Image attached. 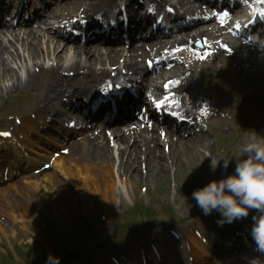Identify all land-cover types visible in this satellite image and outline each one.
Here are the masks:
<instances>
[{"label":"rangeland","instance_id":"1","mask_svg":"<svg viewBox=\"0 0 264 264\" xmlns=\"http://www.w3.org/2000/svg\"><path fill=\"white\" fill-rule=\"evenodd\" d=\"M258 99H263V95H258ZM255 108V100L250 99L249 104L247 105L246 109H254ZM262 123V121H261ZM226 124L231 125V123L226 122ZM230 133V128L226 129L224 131L225 139L228 137ZM226 148H224L221 144L217 143L214 146V149L212 151V157L216 160H220L225 157ZM190 164V165H189ZM220 168L222 174L224 176L228 174V170L230 167H228L226 170L222 167L223 161H220ZM211 168V162L202 161L198 162L196 160L187 159L184 164H181L178 166V168L175 170L173 174L174 183H172V177L170 174H162L161 172L158 174L153 173L151 175H148V177H140V178H134L136 187L133 186L134 192L132 193L134 196L136 195L138 188L141 185H145L148 190H151V186L156 185V189L160 190L156 195H154L155 200L152 198L151 202H154V208L155 210H161L160 214L165 211V209L175 210L174 211V221L173 223H176L177 217L179 218V223L183 222L186 223L188 220L194 221L195 219H191L188 215H192L194 211V205L193 199L191 197H185V201H182V194H180L178 191L189 192L188 190L190 187L193 188L191 191V194L194 190L201 188L204 182L207 179H215L214 175L211 174L209 171ZM206 169H208L206 172H204ZM204 172V173H203ZM58 171H55L53 173V176H56ZM79 190L83 195L89 196V198L92 200V202L87 203V209L84 212H80V216L85 219V222L83 224V221H79V226L83 224L80 231L82 233L81 237L76 238L71 244L73 247L76 246L77 243L81 241H88L93 246L94 243L97 241L98 237L99 240L105 235L106 232H108L110 229L114 227L115 219L113 218V215H115V212H109L107 213V210L103 209L106 208L105 202L103 200V197L101 195L97 196V193L100 191V187L102 190L103 183L99 180L98 176L93 175V173L89 172L87 174L81 173L80 175V181H79ZM67 190L71 191L73 194L76 192V190L72 186H66ZM127 197H125L126 201ZM118 200V197L116 198ZM132 199L128 202H124L120 208V210H124L126 208H130L132 206L133 201ZM175 205H178V207L175 208ZM96 208H100L101 212H104L106 214V218H102L97 213L99 211L96 210ZM91 211L95 210V213H91ZM187 211V213L185 212ZM100 213V212H99ZM89 214V215H88ZM51 216V215H47ZM46 216V217H47ZM46 217L43 219L42 222L44 223ZM167 218V216H166ZM61 226L63 227L64 231L68 227L63 221H61ZM88 225V229L85 227V225ZM183 226V225H180ZM183 228H186V226H183ZM37 247V256L39 258L43 259V262L46 263V257H49V255L57 257V254H60L58 251H53L52 249L43 248L39 245H36ZM104 252L98 253V249H95L93 252L88 254L87 259L89 264H96V260L101 262V258Z\"/></svg>","mask_w":264,"mask_h":264},{"label":"clouds","instance_id":"2","mask_svg":"<svg viewBox=\"0 0 264 264\" xmlns=\"http://www.w3.org/2000/svg\"><path fill=\"white\" fill-rule=\"evenodd\" d=\"M253 43L264 49V39H256ZM221 160L225 170L235 160L234 171L194 190L192 199L204 215L213 211L219 213L217 223L221 225L247 217L250 210H256L250 235L256 250L264 253V135L254 132L231 155L220 160L211 157L213 171ZM46 264H60V259L49 255Z\"/></svg>","mask_w":264,"mask_h":264},{"label":"bare ground","instance_id":"3","mask_svg":"<svg viewBox=\"0 0 264 264\" xmlns=\"http://www.w3.org/2000/svg\"><path fill=\"white\" fill-rule=\"evenodd\" d=\"M185 1V0H183ZM60 7V10L64 7V5L62 4H58V3H54L53 6H50V9L52 10L51 13L54 12V15L52 16H46V18H44L42 21H46L49 18H53L55 15H59V12H57L56 8ZM1 24V23H0ZM50 28V27H49ZM49 28L44 29L41 33L43 36H45L46 38H48V41H46L45 45L49 46L52 43H55V46L52 47V49L47 48L46 46L43 48L42 46V42L39 40H32V41H23L20 40V45L16 44L18 42H13L11 40L8 39H4V35L0 33V82L1 80L4 79H10L11 83H20V82H28L33 78V71H28L26 74L22 75L19 74L17 71H13L11 69V73L9 72V69L7 68L8 65L11 64V62L13 61H17V67H25L28 63L25 60V56L24 53L27 52L28 56L30 57V59H32V61H34V59H38L36 57L42 55V56H50L52 55V58L54 59V61L56 62L55 68L56 69H61L64 64H63V60L65 58V56L67 55V51L68 50H72V55L73 57H77L80 58L82 57L83 54L80 53L79 50H74V46L71 45L68 49L66 48H60V50L58 51L59 48V44H57V40H54L52 37H50L49 35H51L49 33ZM36 35L35 33L33 34V36ZM58 47V48H57ZM22 52V53H21ZM254 53L256 54V57H254L258 62H260L261 64H264V54L261 55L258 52V49H254ZM86 61L87 63H80L79 60H75V61H70L68 62L65 67H68L69 69L74 68V67H87L88 65H90V63L92 61H99V63L97 62V64H102L101 61H103V59H107V61H116L120 58L119 55H101V52L98 55L89 57L88 56V52H86ZM137 64L135 61H133V65L137 67ZM255 64V63H248L247 67L244 69L245 73L247 75H253V76H257L259 75L260 71L259 70H252L251 69V65ZM171 78V77H169ZM258 82H262L261 80H258ZM44 83V82H43ZM6 85V84H5ZM4 87V86H3ZM1 87V88H3ZM34 87V86H33ZM169 135V134H167ZM175 136H177V134H175ZM183 139V138H182ZM181 138H179L177 136L176 142L178 144L182 143ZM152 143H154V141H150ZM159 142V139H157L156 141V146L154 147V153L152 155V161L154 162V166L155 167H163L164 166V153L162 151H158L157 149H160V147H157V143ZM142 146H145L146 151L144 152V155H147V151L150 150V147H146V145L138 143V142H134L132 145H130V149L128 151H125L123 148H119L117 147V152L118 155L121 156L122 158L125 157L126 160L132 159L134 157L139 156L140 152H141V148ZM148 146V144H147ZM144 148V149H145ZM109 147H101L100 148V152L102 154H105L104 157H108L109 155ZM143 154V152H142ZM178 154H176L174 156V158H177ZM127 175L129 177L131 176H135V177H141V174L143 173L142 169L139 168V160L136 159L134 160V162L132 163V166L127 169L126 171ZM149 173H145V177H148ZM61 182V181H60ZM57 186H55V188H60L61 189V183L56 182L55 183ZM109 188H107L105 190L106 193H108ZM118 197H120V200L122 199V194H120ZM123 202V201H122ZM121 202V203H122ZM108 203H111L110 201H108ZM120 203V204H121ZM114 204L111 203V207H113ZM158 237V235L156 236ZM164 240L163 242H160L159 245L162 249V251L164 252L165 255L167 256H171L172 260H181V253L178 249L177 245H180V242L178 240L175 239H170V238H164L162 239ZM194 247L200 252L206 254L207 251L204 247L203 244L199 243L197 240H195V243L193 244ZM133 258L135 260H138V258H135L136 255L132 254ZM185 257V255H183ZM264 257V256H263Z\"/></svg>","mask_w":264,"mask_h":264},{"label":"snow or ice","instance_id":"4","mask_svg":"<svg viewBox=\"0 0 264 264\" xmlns=\"http://www.w3.org/2000/svg\"><path fill=\"white\" fill-rule=\"evenodd\" d=\"M261 2H264V0H261ZM223 15H224V16H227V15H228V13H227V12H225V13H223ZM260 15H261L262 17H264V11H260ZM237 27H239V25H237ZM158 106H159V105H158ZM0 135H2V136H9V135H10V133L3 132V133H0Z\"/></svg>","mask_w":264,"mask_h":264}]
</instances>
